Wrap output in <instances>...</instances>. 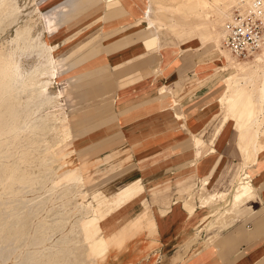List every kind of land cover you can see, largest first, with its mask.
<instances>
[{
    "label": "rangeland",
    "instance_id": "1",
    "mask_svg": "<svg viewBox=\"0 0 264 264\" xmlns=\"http://www.w3.org/2000/svg\"><path fill=\"white\" fill-rule=\"evenodd\" d=\"M74 1L10 0L9 10L0 19V52H15L21 81L35 74L36 83L49 81L43 92L39 84L20 88L13 95V102L7 104L9 107H2L0 99L2 119L11 108L22 117L29 106L35 111L32 131L27 126L29 121L21 120L18 145L12 138L16 131L4 138L6 141L0 146V264H156L161 246L158 213L180 207L179 201H188L191 195L199 205L198 192L203 196L207 193L204 189L222 192L207 206L215 219L217 210L223 213L232 209L235 213L258 196V192H253L241 204L229 205L239 176L246 172L253 180V167L259 163L264 166V138L259 161L244 170V158L233 134L219 187L204 186L206 179L198 180L199 183L192 179L182 187L177 184L190 176L178 173L192 156L187 151H194L197 161L207 155L205 147H190L196 133L212 125L217 129L223 120L221 129L228 120L237 128V119L219 102L226 91L225 77L233 70L215 65L219 52L208 44L212 30L221 26V11L233 15L235 8H248L250 0H205L204 5L195 0L181 13H167L164 20L160 17L165 25L160 28H168V23L175 20L190 29L181 32L191 39L185 42L186 37L178 36L182 31L179 28L162 31L163 47L193 45L177 64L168 68L171 73L159 75L157 70L164 83L170 85V91L165 90L169 93L165 102L178 103L175 109L181 117L176 121L170 114L173 110L159 107L158 91L162 87L153 99L120 107V100L115 102L119 89L143 77L133 76L134 70L139 72L149 62H162L163 55L154 49L157 32L162 29L149 31L145 23H140L145 0H121L123 6L118 13L129 17L121 23L116 19L113 25L103 23L108 15L102 1V7L100 2H90L88 8L68 21L58 22V12ZM149 2L152 11L157 12L156 4L179 6L185 0ZM114 26L124 29L113 33ZM29 28L30 42H22V47H27L18 49L17 33ZM199 36L200 49L196 48L201 45ZM50 47L54 49L50 51ZM150 53L156 54L149 59ZM51 54L58 60V77L54 78L41 75ZM235 61L241 66L256 64L251 60ZM184 65H191L192 71L186 73ZM35 90L37 97L31 101ZM66 92L58 102L59 94ZM156 102V108H152ZM180 129L185 131L179 132ZM262 129L264 133V124ZM202 135L196 137L203 139ZM253 161L251 158L250 163ZM71 174L74 176L68 177ZM108 200L107 205L103 204ZM249 206L244 210L258 209V199ZM93 219L97 223L89 226ZM206 228L202 226L185 239L187 246L211 238L213 242L204 248L215 244L220 231L205 239ZM223 228L220 226L219 230ZM102 249L104 252L99 255Z\"/></svg>",
    "mask_w": 264,
    "mask_h": 264
},
{
    "label": "crops",
    "instance_id": "2",
    "mask_svg": "<svg viewBox=\"0 0 264 264\" xmlns=\"http://www.w3.org/2000/svg\"><path fill=\"white\" fill-rule=\"evenodd\" d=\"M80 1L81 0H75L64 8L70 7ZM100 3L102 7V2ZM191 3L180 2L178 6L161 2V6L155 5L154 9L162 10L160 11V14H162L163 19V16L167 13L173 15L181 13L184 8L186 9V5ZM164 8H166V10ZM132 9L134 8L132 7ZM105 10L106 15H108V19L106 18L103 23L108 22L109 25H113V19H116V22L121 23L123 21H127L129 18L124 17L123 14H119L118 9L112 11L105 8ZM143 15H140V17L142 18ZM130 17L132 18V16ZM168 25L169 27H175L182 30L179 32V35H177L179 36V38L186 37L184 42L191 40L188 39L189 36L187 37L185 35H181V32H189L190 29L184 27L175 20L169 22ZM169 27L160 28L162 30H159L157 32L155 40L156 48L154 49H158L160 55H163L164 60L162 57V62L158 61L157 64L149 62L146 68H142L139 72L134 70V72L132 73L133 76L143 74V77L137 82L117 91L115 102L120 100L118 107L129 102H136L142 99H153L155 92L160 87H162L160 89L170 91L169 82L164 83L163 79H161L159 75H161L162 73H166L167 71L170 72L168 68L172 64H177L181 55L191 49V47L193 48V45L182 47L179 44H176L177 46L179 45L177 48L163 47L161 44V32L164 30H169ZM145 28L150 31L148 27ZM123 29V27H111V31L113 33L115 31H122ZM199 39L201 41V45H198L196 48L200 49L202 48V40L200 36ZM210 45L214 46V48L219 52L216 43ZM154 54L156 53H150L147 58H153ZM218 56H220V52L218 53ZM182 68H184V70L187 69L185 71L186 73H190L192 71L191 65H184ZM158 69L160 70L159 75L157 74ZM195 75L199 77L202 76L201 74ZM152 106V108H156L157 102ZM170 114H173V120L175 121L176 118H179L177 117L176 110H173V112ZM222 124L219 127L220 129H216V125H212L211 128H209L208 130L206 129L205 131H202L200 133L195 134V132H192L196 136L203 133L202 136L204 140L201 139L202 137L199 138L200 136H193V141L190 147H205L204 151H207V155L203 156L199 161H197V159L193 157L194 151L193 153L191 151H187L192 156H190L188 162H185V164L179 168L178 173H182L183 176H190L187 179L179 180L177 182L178 185H181L182 187L188 185V183L190 182H197L198 180L206 179L203 181L204 186H208L211 189H213L214 187H219L224 179L223 173L228 164L227 153L233 134L235 137V141L239 146V150L243 155V152L241 150V135L238 129L235 127V125L233 128V122L231 120L227 121V124L224 125L223 129H221V127L223 126ZM183 131L185 130H179V132ZM183 148L184 146L179 148V150ZM259 158L260 156L256 160H254L248 168H252L253 165H255L257 161H259ZM192 162H195V164H192ZM253 168H255L256 171L251 175L253 177V180H251L252 189L248 193L236 197L234 192L239 183L238 179H241L242 177L245 178L246 176L249 177L248 179H251L248 173L245 172L241 174L237 179V183L234 187L229 205L234 204L237 206L239 203L241 204L242 201L250 198V196L253 195V192H258V196L255 199L252 198L253 200L247 202L239 211H236L235 213L232 209L227 210L223 213H218L220 210H217L216 213L218 214V216L215 219V217L211 216L212 211L209 207H200L201 202L204 200V196L206 195L204 194L203 196H200L201 191L198 192L200 203L199 205L194 202V196L191 195L188 201H179L181 203L180 207H175L172 211L169 212L163 211L161 214L158 213L157 230L161 234L159 238L161 246L159 247V250L157 252V259L155 260L156 264H183V262L186 260L187 264H264V166H261V164L259 163ZM206 190L208 191V189ZM215 192L216 191L213 190V192L209 193L219 196L222 193L219 192L216 194ZM224 193L225 195H228V192ZM257 199L259 201L258 209L254 210L253 212L244 210L245 207L251 208V206H249V203L254 202ZM184 206L188 207L191 214H188V212L183 209ZM207 217H209V219ZM212 224H214V226L216 227H211ZM202 226L207 227V230L205 231V239H207L208 236L212 235L214 232L220 231L216 243L204 248L205 245H209L213 242V238H211L205 240L203 243H201V240L194 243H189L187 246V244L185 243V239H187L188 237H192V235L197 232V229H200ZM220 226H224V228L219 230Z\"/></svg>",
    "mask_w": 264,
    "mask_h": 264
},
{
    "label": "bare ground",
    "instance_id": "3",
    "mask_svg": "<svg viewBox=\"0 0 264 264\" xmlns=\"http://www.w3.org/2000/svg\"><path fill=\"white\" fill-rule=\"evenodd\" d=\"M100 1L105 3V8L107 10L113 11L120 9L123 6L121 0H81L80 2L73 4L66 10L62 9L61 11H59L56 16L57 21H68L72 15L78 13L81 9L88 8V3H95ZM149 1L150 0H145L144 19L140 21V23H145L150 30L165 26L164 24H162L160 19V17L162 16V14H160V11L162 10L157 9V12H153ZM192 1L195 0H185V2L187 3H191ZM200 1L203 3V5L206 4L205 0ZM9 4L10 0H0V19L1 16L6 14L9 10ZM156 5L161 6V4ZM14 8L15 7H13V9ZM164 9L166 10V8ZM14 10H16V8ZM229 12L230 11L225 10L221 11V26L217 30H212L213 32L210 33L211 43H209L208 45L216 43L219 49L220 56L216 61H214L215 65L217 64L222 70H233V72L229 76L225 77V81L227 83L226 91L225 93H223V95L220 96L219 102L226 106L231 115L238 121V124L236 126L241 135V150L243 152L245 170L246 168L250 167L251 158L252 160H256L259 157L261 153V147L263 145L262 138H264V133L262 127L264 124V61L261 60V58H264V52L255 55L252 58L240 59L237 56L233 55L227 48H225L224 41L227 35V22H229V20L232 18V15L230 14L231 12ZM30 35V28L19 31L17 33L15 42L18 43V49L27 47L25 44L22 47L21 43H25L27 40L28 42H30ZM222 38H224V40L221 46L220 44ZM53 49V47H50V51H52ZM235 59L239 61L251 60L255 61L256 64L252 65L254 63L253 62L252 64L250 63V66L244 64H242L243 66H241V64L236 63ZM57 62L58 60L56 56L51 54L48 59L47 69L43 73H41V75H50L52 78L58 77V72L56 71ZM240 73H244V75L242 76ZM36 76L37 75L35 74L29 76L27 79L24 78V80L21 81V79H23V76L20 71L15 52L13 51L10 54H3V52H0V99L1 101H3L2 107L10 106L7 104L13 102L11 101V99L20 88L35 87L39 84L40 92H43L48 87L49 81L36 83ZM67 93L68 92L60 93L58 102L61 103V99H64V95ZM158 93L160 105L159 107L162 108L163 111L176 110L175 107H177L178 105L176 100H173L171 103L165 102V99L169 94L165 92V89H159ZM36 97L37 92L35 90L30 96L31 101H34ZM12 100H14V98ZM34 113V108L32 106H29V109L24 117L20 116L16 111L14 112L12 108L10 109V112H6V118L2 119V116L0 114V146L2 147L4 145L6 141H4V138L16 134L14 132H16L19 128L21 120H23L24 122L28 120L29 122H27V126L32 131ZM176 114L177 117H181V114L177 112ZM20 134L21 133H18L17 131V134L12 136L13 143L15 145H18ZM73 176L74 174H71L68 177ZM248 178L249 177L246 176L245 178L242 177L241 180H239V183L234 192L236 197L248 193L252 188V185H250L251 179L247 180ZM204 190L207 193L204 196V200L201 202L200 207L202 208H206L216 197H219V195H213L206 189ZM109 202L110 200L106 201L103 204L107 205ZM183 209L188 212V214H191L188 207L184 206ZM102 210L103 209L100 208L99 213H102ZM96 223L97 219H93L89 222V226H94ZM103 252L104 249L99 252V255H102Z\"/></svg>",
    "mask_w": 264,
    "mask_h": 264
},
{
    "label": "built area",
    "instance_id": "4",
    "mask_svg": "<svg viewBox=\"0 0 264 264\" xmlns=\"http://www.w3.org/2000/svg\"><path fill=\"white\" fill-rule=\"evenodd\" d=\"M224 46L240 59L264 52V0H251L248 8L234 9Z\"/></svg>",
    "mask_w": 264,
    "mask_h": 264
}]
</instances>
